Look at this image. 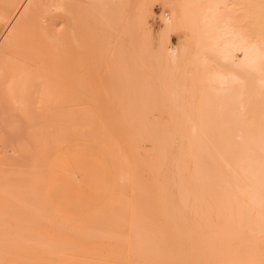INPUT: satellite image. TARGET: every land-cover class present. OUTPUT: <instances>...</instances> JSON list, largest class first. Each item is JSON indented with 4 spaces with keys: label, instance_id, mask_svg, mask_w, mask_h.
Listing matches in <instances>:
<instances>
[{
    "label": "bare ground",
    "instance_id": "bare-ground-1",
    "mask_svg": "<svg viewBox=\"0 0 264 264\" xmlns=\"http://www.w3.org/2000/svg\"><path fill=\"white\" fill-rule=\"evenodd\" d=\"M11 1L0 21L52 35L67 80L59 103L41 78L43 92L22 99L4 75L26 68L0 65L9 103L0 112L12 119L0 114V144L10 148L22 125L62 146L71 168L61 185L82 173L99 210L93 228L53 225L54 237L33 238L36 219L9 218L31 205L5 192L0 251L30 242L51 261L79 264L85 246L107 253L100 264H264V0ZM151 2L167 13L155 54ZM1 40L0 55L12 45ZM55 173L47 166L37 188L59 189Z\"/></svg>",
    "mask_w": 264,
    "mask_h": 264
},
{
    "label": "rangeland",
    "instance_id": "rangeland-1",
    "mask_svg": "<svg viewBox=\"0 0 264 264\" xmlns=\"http://www.w3.org/2000/svg\"><path fill=\"white\" fill-rule=\"evenodd\" d=\"M10 1L11 0H9V2L6 0H0V13H3V11H5L6 13L4 7L9 9L7 10L8 12L6 14L10 12ZM138 2H140V0H126L127 4L131 3V5H129L130 7L132 5L134 6ZM2 4L4 5L2 6ZM151 4L152 5H149V11L151 12L152 10L153 14L152 16L150 15L147 18V28L151 35V45L149 52L151 54H155L157 50H159L158 45L160 42H158V39L163 42L162 39H160V33H164L163 31L165 26H162L165 25L163 24L165 19L167 20V13L163 10V7L160 3L151 2ZM131 9H133V7H131ZM2 16L3 15H1L0 17ZM24 23H22L23 25H20L19 27L13 26L8 29H6L7 26L5 24H3L2 22L0 23V40L2 38L1 44H12L10 49H4L3 52H1L0 62H3L0 65L5 64L11 69H19L22 67H25L26 69L25 71H20V77L18 76V78H16L17 76L15 77L14 73H11L12 75H14L12 76L11 74H8V71H6L7 73L4 72L3 69L2 71L0 69V72H3L2 74L6 73L4 77L7 75L5 78L8 77V79L6 80L10 81H8V83L13 84L11 86V88L13 87L12 90H14L15 86V88L18 89V94L19 91L20 93L22 92L23 96L18 95V97L21 96L22 99L28 98L32 100L33 98H35V96L37 98L38 95H36V93L43 92V89L41 88H44L43 94L46 93V96L50 97L51 94L53 95L58 90L60 93L56 92L57 96H55V103H59L63 98V93L66 92V85L64 84H66L67 79L65 77H58L59 65L54 62L53 36L49 33L44 32V30H39L36 28L34 29L33 26L26 25ZM3 32H5L4 35ZM169 41L171 42V44L175 45L178 42V38L176 36H172L170 37ZM47 62L50 65V71L44 69L45 73L41 75V68L47 65ZM5 65L3 66L4 68L6 67ZM52 69L53 71L51 72ZM53 72L57 75L56 82L60 80L58 83L63 81L62 84L54 82L56 79L53 78ZM40 78V83H42L43 80L44 86L37 83ZM13 81H16V84ZM38 84L40 85V87H42L40 88ZM62 85H64L63 88ZM45 89H48V92H45ZM4 91L5 89L3 90V88L0 87V105L3 104L7 106L9 103L6 100L7 97L3 93ZM15 92H13V94L17 96ZM32 92H34L33 94L35 96H33ZM56 93L54 95H56ZM29 94H31L32 99L29 98ZM43 97H45V95ZM51 97L53 100H55L53 96ZM30 104L32 105V103ZM3 113L0 112L2 118H4L6 115L5 112ZM58 117L59 116H57V123H59ZM61 117L62 114L59 118ZM5 118H7V116ZM63 118H65V116H63ZM9 120L11 121L12 119L10 118ZM60 123H62V119ZM17 131L18 134H16V136L14 137V141H11L12 145L10 148H6L5 146L3 147L0 144V158H5L4 160L0 159V209L2 208L1 204L8 203L9 201L7 196L4 197L5 192H14L15 197L13 200L15 201H25L29 203V205H31L30 208L22 209L21 212H19V210V213H16L17 215L9 214V218H13V216H16V218L22 219H36L35 224L31 225L29 230H26V233L30 234L33 238L54 237L56 231L54 230L53 225H59L64 229H78L80 227L87 229L93 228L95 226L94 220L98 213L99 206L97 205V203L90 200L85 193L82 185V173L75 172L70 183L61 185V182L64 178V180H66L67 177H70L69 170L71 168L70 160H64L65 156L61 152H59L58 154V150L61 149L62 146H55L54 151L51 149V146L47 145L46 142L40 143L39 141L33 139V137L30 138L27 134H25L27 132L22 125L18 126ZM4 148H6V150L8 149V151H6ZM5 151L8 153L6 154ZM3 154L7 156L5 157ZM47 166H51L53 170L55 168V172H57V174L55 173V178L57 180L58 186L60 187L57 190H53L52 194L48 193L47 191H41V189L37 188L36 186L37 177L45 171ZM9 225L11 226L9 228V232H14L15 229H13L12 226H14L15 223L10 222ZM27 245L28 246H24L22 248L16 246H7L6 248H4L2 251H0V264H55V260H57L58 258L62 260L64 257L63 256L61 258V256H59L58 258H54V261H51L49 256L46 253L41 252L40 249H34L32 247L29 248V245H31L30 242ZM94 250L95 249L91 246H85V248L83 249V251H85V254H78V258H83L81 259L82 261H87V263L85 262V264H100V257H103L101 259H104V257H106L104 255H107V253L96 251L95 254H89L87 252H94ZM74 252L78 251L75 250ZM67 256L70 257L71 255ZM73 257L75 256L73 255ZM59 260L56 264H69L70 262L73 264H79L77 262L74 263L76 257L75 260L71 257H64V263L62 261L59 262ZM82 261L80 262V264H84Z\"/></svg>",
    "mask_w": 264,
    "mask_h": 264
}]
</instances>
